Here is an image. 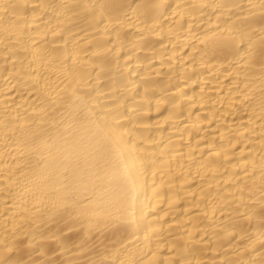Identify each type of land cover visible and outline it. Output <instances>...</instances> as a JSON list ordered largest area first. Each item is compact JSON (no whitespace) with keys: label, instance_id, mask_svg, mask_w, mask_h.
Listing matches in <instances>:
<instances>
[{"label":"bare ground","instance_id":"bare-ground-1","mask_svg":"<svg viewBox=\"0 0 264 264\" xmlns=\"http://www.w3.org/2000/svg\"><path fill=\"white\" fill-rule=\"evenodd\" d=\"M0 264H264V0H0Z\"/></svg>","mask_w":264,"mask_h":264}]
</instances>
